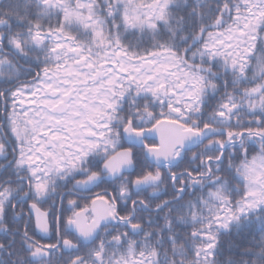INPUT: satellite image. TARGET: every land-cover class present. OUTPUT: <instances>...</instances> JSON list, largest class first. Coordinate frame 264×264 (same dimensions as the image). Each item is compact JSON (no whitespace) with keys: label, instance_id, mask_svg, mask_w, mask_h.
Returning a JSON list of instances; mask_svg holds the SVG:
<instances>
[{"label":"snow or ice","instance_id":"snow-or-ice-1","mask_svg":"<svg viewBox=\"0 0 264 264\" xmlns=\"http://www.w3.org/2000/svg\"><path fill=\"white\" fill-rule=\"evenodd\" d=\"M0 264H264V0H0Z\"/></svg>","mask_w":264,"mask_h":264},{"label":"trees","instance_id":"trees-1","mask_svg":"<svg viewBox=\"0 0 264 264\" xmlns=\"http://www.w3.org/2000/svg\"><path fill=\"white\" fill-rule=\"evenodd\" d=\"M227 239V238H226ZM232 240H234L236 243H240V238L237 237L236 235L232 236Z\"/></svg>","mask_w":264,"mask_h":264},{"label":"flooded vegetation","instance_id":"flooded-vegetation-1","mask_svg":"<svg viewBox=\"0 0 264 264\" xmlns=\"http://www.w3.org/2000/svg\"><path fill=\"white\" fill-rule=\"evenodd\" d=\"M127 146V145H126ZM95 191H100V189H96ZM45 242H47V241H45Z\"/></svg>","mask_w":264,"mask_h":264}]
</instances>
